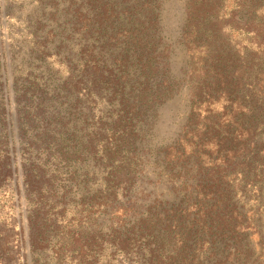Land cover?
<instances>
[{
	"label": "trees",
	"instance_id": "trees-1",
	"mask_svg": "<svg viewBox=\"0 0 264 264\" xmlns=\"http://www.w3.org/2000/svg\"><path fill=\"white\" fill-rule=\"evenodd\" d=\"M35 2L11 74L0 44V264H28L26 245L52 264H246L264 229V0L188 1L190 114L164 150L185 193L108 230L95 216L128 210L144 126L171 94L160 41L118 0Z\"/></svg>",
	"mask_w": 264,
	"mask_h": 264
},
{
	"label": "rangeland",
	"instance_id": "rangeland-1",
	"mask_svg": "<svg viewBox=\"0 0 264 264\" xmlns=\"http://www.w3.org/2000/svg\"><path fill=\"white\" fill-rule=\"evenodd\" d=\"M189 0H118L123 9L134 14V20L152 24L154 36L159 39V70L160 78L170 87L171 94L161 106L158 107L154 118H150L144 126V140L140 144L144 164L140 172L138 184L134 189L131 200L125 203V212L122 210H109L105 214H96L97 224L103 230L117 226L121 222V214L125 223L138 220L144 216L148 209L155 205H170L180 201L185 193L181 191L183 180L173 176L171 169L164 160V150L182 133L190 114V100L192 88L191 56L183 41V32L187 19V5ZM10 0H0V44L3 52H6L7 70L10 74L13 70V55L10 42L13 37L10 34L18 29L23 31L27 28V17L32 16L37 10L35 0H20V3L11 6ZM13 11L18 14L10 18L6 13ZM22 7V8H21ZM68 6V4L66 5ZM21 8V10H19ZM148 10V11H147ZM136 14V15H135ZM129 19L130 16H127ZM141 18V19H140ZM132 20V21H134ZM151 20L152 23H148ZM29 21V19H28ZM130 20H127L129 22ZM139 23V22H138ZM20 34V33H19ZM28 39L27 31H23L18 38ZM22 38V39H23ZM159 78V79H160ZM188 174L186 173L187 194L194 190L196 168L190 164ZM15 203L16 210L2 211L8 219L23 218L25 226V238L29 242V229L27 222V208L25 203ZM24 202V201H22ZM4 206V203H3ZM262 217V215L260 216ZM264 228V216L262 221ZM251 247L256 249L257 254L249 255L246 264H264V229L261 235L256 233L251 237ZM21 253V260H28V264H52V251L33 253L29 247ZM112 254L111 251L108 255ZM26 256V257H25ZM110 258L108 257V260ZM116 258L114 257V261ZM221 258H216L212 264H219ZM123 261L122 256H117L116 263ZM107 262V261H106ZM125 264V263H123ZM236 264H239L238 262Z\"/></svg>",
	"mask_w": 264,
	"mask_h": 264
}]
</instances>
